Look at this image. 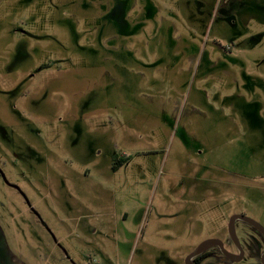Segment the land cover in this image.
Listing matches in <instances>:
<instances>
[{
    "label": "rangeland",
    "instance_id": "obj_1",
    "mask_svg": "<svg viewBox=\"0 0 264 264\" xmlns=\"http://www.w3.org/2000/svg\"><path fill=\"white\" fill-rule=\"evenodd\" d=\"M117 1L0 0V170L47 228L0 178L3 264H184L230 210L264 224V4Z\"/></svg>",
    "mask_w": 264,
    "mask_h": 264
},
{
    "label": "flooded vegetation",
    "instance_id": "obj_2",
    "mask_svg": "<svg viewBox=\"0 0 264 264\" xmlns=\"http://www.w3.org/2000/svg\"><path fill=\"white\" fill-rule=\"evenodd\" d=\"M224 6L225 11H231L235 6H240L242 4H247L248 0H220ZM123 2L124 0H119L115 4L112 10V15H117L119 20H123ZM253 3L256 5L264 4V0H254ZM232 18V16H230ZM24 33L21 31V34ZM24 35H27L24 33ZM60 63V60H51L48 64H43L39 66L37 71H42L49 68L53 64ZM262 121V120H259ZM114 169L117 170L118 167L114 166ZM258 176L252 178V183H244V186L247 188H252L256 191L258 196L264 199V163L261 167L256 168ZM0 178L2 181L12 189H15L24 199L28 211L32 216L37 219L45 229L46 225L42 221L38 212L31 206L27 197L20 191V189L9 183L2 171L0 170ZM264 204V201H263ZM228 216L225 221L224 226V235L221 238H210L217 239L222 243L224 250L228 253L224 254L219 247H211L205 250L202 254L195 257L193 262L195 264H264V235L258 231L254 226L250 225L248 222H245L238 218V216L248 217L255 222L259 223L263 228L264 224L260 222L257 218L251 214L246 208L238 209L234 208L228 212ZM232 219V220H231ZM231 221V224H230ZM234 230V235H230L229 228ZM8 257V256H7ZM3 257L0 255V264H3Z\"/></svg>",
    "mask_w": 264,
    "mask_h": 264
},
{
    "label": "water",
    "instance_id": "obj_3",
    "mask_svg": "<svg viewBox=\"0 0 264 264\" xmlns=\"http://www.w3.org/2000/svg\"><path fill=\"white\" fill-rule=\"evenodd\" d=\"M238 218L245 222H248L250 225L254 226L256 229H258V231H260L264 235V228L259 223L245 216H238ZM230 224H231V221H230ZM229 233L230 235H234L235 237L234 230L231 227L229 228ZM211 247H219V249L224 254L228 255V253L224 250L222 243L219 240L208 239V240L203 241L201 244H199L190 254L186 256L184 264H195L193 262V259Z\"/></svg>",
    "mask_w": 264,
    "mask_h": 264
}]
</instances>
